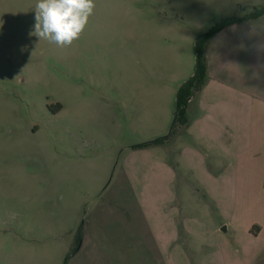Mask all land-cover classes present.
<instances>
[{"label":"rangeland","instance_id":"1","mask_svg":"<svg viewBox=\"0 0 264 264\" xmlns=\"http://www.w3.org/2000/svg\"><path fill=\"white\" fill-rule=\"evenodd\" d=\"M35 3L0 0V264H264V146L225 171L189 127L142 147L196 38L264 0H95L64 48L29 37ZM243 24L264 48V15Z\"/></svg>","mask_w":264,"mask_h":264},{"label":"crops","instance_id":"2","mask_svg":"<svg viewBox=\"0 0 264 264\" xmlns=\"http://www.w3.org/2000/svg\"><path fill=\"white\" fill-rule=\"evenodd\" d=\"M243 25L229 26L212 39L208 48V82L189 106V140L196 148L206 147L216 163L224 165L217 171L241 162L245 145L264 146V125L255 124V119L259 123V115L264 113V56L260 58L264 48L257 39L241 38L246 31L258 32L251 29L253 24L246 31ZM247 232L252 234L248 228ZM261 233L262 230L259 235L254 234V238L258 239Z\"/></svg>","mask_w":264,"mask_h":264},{"label":"clouds","instance_id":"3","mask_svg":"<svg viewBox=\"0 0 264 264\" xmlns=\"http://www.w3.org/2000/svg\"><path fill=\"white\" fill-rule=\"evenodd\" d=\"M95 6V0H36L28 35L60 48L71 46L83 34ZM25 51L27 46L21 48Z\"/></svg>","mask_w":264,"mask_h":264},{"label":"trees","instance_id":"4","mask_svg":"<svg viewBox=\"0 0 264 264\" xmlns=\"http://www.w3.org/2000/svg\"><path fill=\"white\" fill-rule=\"evenodd\" d=\"M263 15L264 5L254 7L252 13L243 15L242 17H229L223 20L219 25L213 26L208 32L203 33L196 38L194 47L195 71L193 76L187 82L178 87L175 99L174 122L172 124L170 135L144 143L142 147L163 146L170 140L168 139L170 136H175V134L178 133L176 132L177 125L184 126L185 128L189 127L191 122L189 116L190 102L203 91L208 82L207 50L215 35L229 26L252 21Z\"/></svg>","mask_w":264,"mask_h":264},{"label":"water","instance_id":"5","mask_svg":"<svg viewBox=\"0 0 264 264\" xmlns=\"http://www.w3.org/2000/svg\"><path fill=\"white\" fill-rule=\"evenodd\" d=\"M222 231L227 232V227L222 228Z\"/></svg>","mask_w":264,"mask_h":264}]
</instances>
